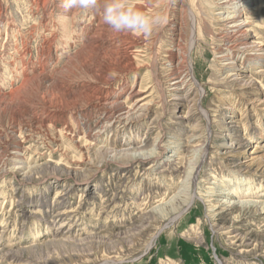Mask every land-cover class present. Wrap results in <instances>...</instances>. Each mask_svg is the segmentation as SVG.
Returning a JSON list of instances; mask_svg holds the SVG:
<instances>
[{
    "label": "rangeland",
    "instance_id": "rangeland-1",
    "mask_svg": "<svg viewBox=\"0 0 264 264\" xmlns=\"http://www.w3.org/2000/svg\"><path fill=\"white\" fill-rule=\"evenodd\" d=\"M225 1L149 2L145 13L160 22L144 34L140 68L128 79L116 73L112 86L147 87L151 110L86 149L59 128L16 114L38 95V76L23 83L26 68L47 61L64 78L81 59L73 30L84 10L66 9L74 19L66 27L59 8L42 23L33 0H0V171L11 170L0 172V264H264V75L256 74L264 63L251 65V78L230 76L245 64L217 50L225 44L217 5ZM252 1L250 33L264 41V0ZM179 48L194 84L187 98L172 100L168 55ZM101 113L93 109L90 124ZM62 225L70 227L55 237Z\"/></svg>",
    "mask_w": 264,
    "mask_h": 264
},
{
    "label": "bare ground",
    "instance_id": "bare-ground-1",
    "mask_svg": "<svg viewBox=\"0 0 264 264\" xmlns=\"http://www.w3.org/2000/svg\"><path fill=\"white\" fill-rule=\"evenodd\" d=\"M150 1L151 0H128L129 3L144 12L145 7L149 4ZM247 1L248 0H226L225 3L217 5L219 9L223 10L222 13H219L220 15L222 14V18H219L220 26L222 27H220V29L218 30L217 36L219 35L222 39H224L223 41L225 43L223 45L224 47H219V49L217 50L220 54H222L221 58L226 61H231L233 59H241L243 61V64H245L244 67L240 66L238 69L242 72L230 75H237L238 78H251V74L255 73L251 68V65H261L264 63V41H260L259 38L257 39L255 36L251 35V26H253V24L252 20L250 19H252V11L254 9L251 8V5L254 4V1ZM33 4L40 8V10L42 11V17H40L42 23H46L49 21V14H53V12L58 8L61 9V15L66 14L67 16L64 19L63 17H60L59 19H62L61 22L64 21L63 23H65V26L68 27L67 25L71 18H69L70 12H65L66 8L64 7V0H33ZM71 20L73 21L74 19ZM74 24L76 26H74L75 30L73 31L78 34L77 38L80 39L79 42H81V48H79L80 51L77 50V57L81 59L77 61L78 63L75 61L77 65L76 63H71L74 64L72 65L74 66V68L71 70L69 69V73L64 78L56 77V75L52 74L50 68L47 67V63H45L47 61L44 62L41 70H35V68H23L25 69L23 71V83L28 82L31 76L33 78L37 76L38 79L40 78V83L37 87L38 95H35L34 99L30 100V103H28L29 101L20 102V104L17 106V113H15L19 114L22 117L25 115L30 116L34 123L40 125V127L46 125H50L55 128L57 127L59 128L58 130L60 132H62L66 137L71 138V140L77 142V144L82 142V146L80 147L91 149L92 146L94 147V145L103 142L101 137L103 136V133L110 131L117 125L130 124L134 120L142 118L147 114L148 111L151 110L152 105L148 101V98L151 96V94L147 95V87H139L135 84V82L132 86L128 87L129 85L125 81L124 83H122V85H120L118 89H114L112 86L118 82V76L116 75V73H119L123 76V78L126 77L127 79L132 73L137 74L140 68L137 61L140 57H142L141 55L143 52L141 49L142 43L145 42V37L144 33L141 32H137L134 34L116 33L102 21L100 15L88 11H84L78 19L77 23ZM193 25L195 26V24ZM192 33L194 32L192 31L190 35L192 36L190 47L194 45L193 43H195V36ZM68 34L69 33H65L66 36ZM51 42L49 43L48 48H46V52L49 56L53 51V43ZM182 50L183 49L179 48L177 49L176 53L169 52L170 55H168L170 58L172 69L171 72H169L170 74L167 78H169V84L171 86V94H169V97L172 98V100H182L183 98H187L186 96H188V93H185L187 92L186 89L194 84L192 82L193 79L189 78L191 75V68L187 54L181 52ZM63 55L65 54L63 53ZM67 58L71 60L69 56ZM256 74L264 75V71L262 70L256 72ZM260 86L262 85L260 84ZM262 90L264 91V88ZM37 97L41 98L45 103L42 105H37ZM93 109L102 112L101 115L97 117L95 125L90 124V122L88 121V118L91 116ZM189 112H191V110L187 109V113ZM16 114L13 115V118L20 119L21 117L19 118ZM36 124L34 125L36 126ZM19 144L18 146H20ZM235 144L236 146L233 144V146L235 147L243 146L241 142H236ZM160 147L162 148V146ZM20 152L22 151L17 150L13 155L14 158H17L19 160ZM153 158V156L149 157V160ZM133 160L138 161L139 163H143L145 160H148V158H144V156H134ZM1 171L5 174L11 172V170L9 171V169H2ZM67 190L69 189L64 190V192ZM67 192L65 193L67 194ZM253 194L257 195L259 193L257 191ZM18 204H20V202L17 203V205ZM18 208V211L21 212L20 215H24L25 208L21 207V204L18 206ZM263 209L261 212H264ZM55 213V215H53L54 223L61 222L68 212L63 210L61 212L58 211ZM49 215L50 214H48V216ZM63 225L56 230L54 234L55 237L64 235V233L62 232V228L70 227L71 223L69 226ZM236 236L238 235H232L230 236V238L237 239L238 237ZM9 253H5V255H3V259L7 258ZM14 260H12V262Z\"/></svg>",
    "mask_w": 264,
    "mask_h": 264
},
{
    "label": "clouds",
    "instance_id": "clouds-1",
    "mask_svg": "<svg viewBox=\"0 0 264 264\" xmlns=\"http://www.w3.org/2000/svg\"><path fill=\"white\" fill-rule=\"evenodd\" d=\"M64 7L98 14L116 33L150 34L160 22L159 17L150 16L128 0H64Z\"/></svg>",
    "mask_w": 264,
    "mask_h": 264
}]
</instances>
